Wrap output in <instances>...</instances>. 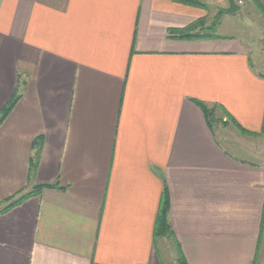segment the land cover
Here are the masks:
<instances>
[{"label": "crops", "instance_id": "crops-1", "mask_svg": "<svg viewBox=\"0 0 264 264\" xmlns=\"http://www.w3.org/2000/svg\"><path fill=\"white\" fill-rule=\"evenodd\" d=\"M206 16L181 0H0V112L17 96L0 124V264H163L159 239L186 264H252L264 72L207 23L178 37ZM164 189L172 237L156 239Z\"/></svg>", "mask_w": 264, "mask_h": 264}, {"label": "rangeland", "instance_id": "rangeland-1", "mask_svg": "<svg viewBox=\"0 0 264 264\" xmlns=\"http://www.w3.org/2000/svg\"><path fill=\"white\" fill-rule=\"evenodd\" d=\"M234 2L239 6V10L233 14H226L228 0H202L203 9L207 10V16L203 20L205 19V23L213 27L214 33L235 37L244 45L247 42L252 49L251 57L256 70L264 72V17L258 6H255L251 0H234ZM254 145L257 149L264 150V138L261 142H255ZM246 161L264 168V156L258 158L255 154L246 153ZM157 247L163 264H179L175 243L171 240L159 239ZM263 250L259 264H264Z\"/></svg>", "mask_w": 264, "mask_h": 264}, {"label": "trees", "instance_id": "trees-1", "mask_svg": "<svg viewBox=\"0 0 264 264\" xmlns=\"http://www.w3.org/2000/svg\"><path fill=\"white\" fill-rule=\"evenodd\" d=\"M181 2L186 3L187 5L193 6V7H199V8H204V5L202 4V0H181ZM259 10L261 11L263 17H264V11L262 10V8L260 6H258ZM205 25V19H200L198 21H196L193 25H191L190 27H188L186 30L184 31H179L177 32L178 37L179 38H188L191 39L193 37L199 38V36L197 35H192V33L198 29L199 27H202ZM213 28V27H212ZM210 27V29H212ZM201 30V29H200ZM17 100V96H14L12 98V100L5 106V108L0 112V124L3 122V120L7 117V115L10 113V111L12 110L15 102ZM200 106V108L203 110L205 116L208 118L209 122H215V118H216V114H215V110L214 109H208L206 108V106H204L203 104H198ZM222 119V118H221ZM219 121V120H217ZM241 133H243L244 135L247 136H256L255 134H251L249 132H246L244 130H241ZM42 189V187H37L34 191L29 192L25 195L20 196L16 201H13L11 203H9L7 206H5L1 213L8 211L9 209L15 207L16 205H18L20 202H22L23 200H25L26 198L30 197L31 195L38 193L40 190ZM168 211H169V199L166 193V189H164L161 200H160V204H159V208H158V212L156 215V220H155V228H154V237L156 239L159 238H171L172 234L170 231V227L168 224ZM263 217H264V211L262 214V222L260 225V235L258 237L257 240V246H256V254H255V258L252 262V264H256L257 261V253H258V249H259V245L261 242V228H262V223H263ZM178 255H179V264H186L184 261L183 256L180 253V250L178 251Z\"/></svg>", "mask_w": 264, "mask_h": 264}, {"label": "water", "instance_id": "water-1", "mask_svg": "<svg viewBox=\"0 0 264 264\" xmlns=\"http://www.w3.org/2000/svg\"><path fill=\"white\" fill-rule=\"evenodd\" d=\"M239 10V6H237L234 0H228V9L226 14H233Z\"/></svg>", "mask_w": 264, "mask_h": 264}]
</instances>
